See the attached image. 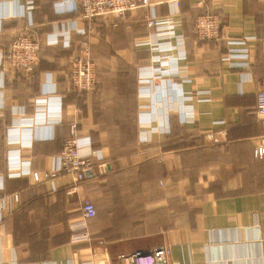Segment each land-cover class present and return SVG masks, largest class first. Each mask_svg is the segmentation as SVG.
I'll return each instance as SVG.
<instances>
[{
    "label": "crops",
    "instance_id": "crops-1",
    "mask_svg": "<svg viewBox=\"0 0 264 264\" xmlns=\"http://www.w3.org/2000/svg\"><path fill=\"white\" fill-rule=\"evenodd\" d=\"M24 1L0 0V264H118L120 252L161 245L170 248L166 264H264V155L255 154L264 139L255 114L264 91L261 0H152L151 6L128 12L118 30L127 39L125 60L133 74L97 75V88L85 93L69 84L70 54L82 35L72 32L69 46L51 41L55 22L75 20L82 26L78 14L55 12L58 0H34L27 16ZM149 9L157 16L172 13L176 32L184 36L185 57L178 68L190 77L181 85L190 98L181 96L173 77L155 79L150 98L139 96L138 68L151 54L137 43L150 35ZM205 13L218 14L219 39L197 37L195 18ZM102 26L95 18L89 30L100 35ZM19 30L42 43L31 72L12 67L5 56ZM245 35L257 40L242 76L221 55L227 39ZM200 90L208 91L205 99L195 95ZM47 93L61 96V106L51 101L46 117L31 126L32 139L9 142L8 127L18 117L32 116L35 99ZM187 104L194 123L179 119ZM147 110L157 130L143 141L139 113ZM100 114L118 117L105 124ZM123 124L130 130L127 143L120 142ZM73 125L103 154L93 158L90 174L76 190L69 189L72 178L66 174L54 184L8 175L11 157L28 159L37 171L48 169ZM209 128L224 133L210 140L204 133ZM125 145L128 151L113 152ZM84 200L96 210L84 222L92 241L71 242L70 224L81 219Z\"/></svg>",
    "mask_w": 264,
    "mask_h": 264
},
{
    "label": "built area",
    "instance_id": "built-area-1",
    "mask_svg": "<svg viewBox=\"0 0 264 264\" xmlns=\"http://www.w3.org/2000/svg\"><path fill=\"white\" fill-rule=\"evenodd\" d=\"M264 5V0H261ZM152 5V0H58L54 4L55 12L63 13L67 10L78 14V20L83 23L77 26L75 20L70 22H55L51 41L57 43L61 41L64 46L70 45L71 33L75 32L83 36L90 32L92 21L100 16H121L128 12L147 8ZM22 12L30 15L34 8V0H25ZM264 13V10H263ZM148 28L151 30L147 39L137 43L140 47L147 48L151 53L150 62L138 68L139 96L149 97L152 94L154 80L157 78H178L175 83L181 89V96L190 98L188 91L183 90V82L190 81V77L181 73L178 68V61L185 57L184 36L175 30L176 22L173 14L157 16L152 10L145 13ZM73 22V23H72ZM195 31L199 39L220 38V21L217 13L200 14L195 18ZM174 40V41H172ZM257 40L256 36L245 35L239 38H229L226 40L227 50L221 55V61L229 68H236L241 71V75L248 73L251 66V44ZM262 41L264 51V38ZM82 52L74 57L70 64L69 84L71 89L79 93L94 91L97 88L96 64L88 54V46L84 41ZM40 43L35 37H30L24 30H19L10 40L5 52L8 63L21 71L30 72L39 61ZM153 81V83H152ZM207 90L197 91L198 99H205ZM53 100V101H52ZM61 106V96H53L47 93L35 99V112L30 117H18L7 129V139L9 142H22L32 139L30 137L31 126L35 121L44 119L47 115L46 107L52 102ZM48 109V108H47ZM150 110L139 113V123L141 140L145 141L155 132L153 125L155 118L148 116ZM255 114L264 127V91L257 96ZM54 120H60V112L54 114ZM179 119L184 123H194V110L191 105L183 106ZM167 122V121H166ZM167 130L168 125L163 123ZM151 133V134H150ZM205 136L210 140L218 139V135L224 133L223 130L215 131L212 128L205 130ZM257 156L264 155V139L255 148ZM101 150L92 149L90 141L84 140L72 130V136L65 139L60 153L52 157L51 166L43 171H37L30 167L28 159L11 157L7 159L8 175L17 177L22 175L30 176L34 181H50L55 183L56 178L61 174L70 175L72 185L70 190L77 189L78 184L86 178V172L92 170L93 158L102 159ZM104 165V163H103ZM102 165V166H103ZM0 187L1 184H0ZM17 198V194L13 195ZM81 219L70 224L71 242H91V235L84 224L87 219L96 213L95 207L90 200H84L81 209ZM100 244L102 241H99ZM103 245V244H101ZM170 256V248L161 245L148 252H120L117 255L118 264H166Z\"/></svg>",
    "mask_w": 264,
    "mask_h": 264
},
{
    "label": "rangeland",
    "instance_id": "rangeland-1",
    "mask_svg": "<svg viewBox=\"0 0 264 264\" xmlns=\"http://www.w3.org/2000/svg\"><path fill=\"white\" fill-rule=\"evenodd\" d=\"M178 2L179 1H176L177 6L179 5ZM168 15H171V14H168ZM126 16L121 17V16H114L113 15L112 16L113 19H109L110 16H108V15L97 17L99 20V23L101 25H103L101 27V31H100L101 34L98 35L97 32H90L87 35L82 36L81 40H79L80 42L78 44L80 47L76 50H73V52H71V54H70L69 63L71 64L74 57L82 52V49H83L84 44H85L84 41H86L87 46H88V54H89L90 58H92V60L96 64V72H97V75L99 77H101V76H112V75H131V74H133V71L131 68L132 66L127 64L126 60H125V55L130 53L128 51L129 49L126 48V45H125V41L127 39L125 38V35L123 33H120L118 30L119 29L118 27L120 24L118 21L121 19H125ZM113 31H115V32H113ZM29 36L32 37V35H29ZM38 41L40 43V40H38ZM41 51H42V43H40L39 58L41 55ZM148 56H149V54H148ZM117 117L118 116H115V115L109 116L108 114L103 115L101 117V114H100V118L103 120H106L105 124L107 123V120L116 119ZM122 118H121V121H122ZM138 127L140 128V125ZM129 131L130 130L128 129V126L124 125V130L120 131V135H122V139L120 142H123V143L129 142L128 141V139H130L128 136ZM139 132H141V131H139ZM150 137H151V135L149 136V138ZM126 146L127 145H125V146H114L112 149L116 155H121L123 152L128 151L129 148Z\"/></svg>",
    "mask_w": 264,
    "mask_h": 264
},
{
    "label": "water",
    "instance_id": "water-1",
    "mask_svg": "<svg viewBox=\"0 0 264 264\" xmlns=\"http://www.w3.org/2000/svg\"><path fill=\"white\" fill-rule=\"evenodd\" d=\"M90 172H91V170H88V171L86 172V174H87V175H89V174H90Z\"/></svg>",
    "mask_w": 264,
    "mask_h": 264
},
{
    "label": "trees",
    "instance_id": "trees-1",
    "mask_svg": "<svg viewBox=\"0 0 264 264\" xmlns=\"http://www.w3.org/2000/svg\"><path fill=\"white\" fill-rule=\"evenodd\" d=\"M82 36H83V35H82ZM34 68H35V67H34ZM34 68H33V69H34ZM30 72H31V71H30ZM75 92H76V91H75Z\"/></svg>",
    "mask_w": 264,
    "mask_h": 264
}]
</instances>
